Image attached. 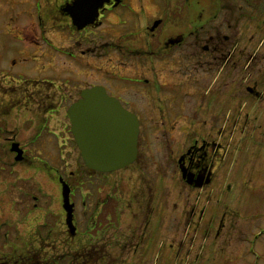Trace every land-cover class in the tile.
<instances>
[{
  "label": "rangeland",
  "instance_id": "rangeland-1",
  "mask_svg": "<svg viewBox=\"0 0 264 264\" xmlns=\"http://www.w3.org/2000/svg\"><path fill=\"white\" fill-rule=\"evenodd\" d=\"M20 1L25 4L18 6ZM33 4V0H12L4 5L17 7L0 13V21L9 22L0 33V222L21 225L24 220V237L18 243L34 242L33 236L25 232L29 226L26 219L32 217L34 223L43 219L55 227L61 221V191L64 183L70 186L62 181L60 188L53 172H46L51 165L62 176L73 174L69 179L72 199L76 200V213L84 211L91 216L87 228L96 229L97 223L92 226V221L101 220L99 228L103 227L104 232L89 238L93 239L89 250L102 253L115 264H264V16L258 17V27L251 22L252 17H247V61L243 68H236L230 80L224 73L228 65L222 74L215 73L217 67L207 65L205 70L201 62L182 61L191 69L183 73L181 61L158 57L146 60L144 54L139 55L145 49L138 35L130 41L137 55L119 56L108 50L106 54L100 51L99 58L86 55L82 60L74 56L66 59L63 55L68 45L63 31L67 26L63 20L54 22L62 29L60 36L50 28L39 29L38 36L34 22L37 8L34 10ZM142 5L150 13L158 9L153 0H134L137 9ZM248 12L252 16L255 11ZM40 13L43 16L44 12ZM116 19L110 15L104 25ZM112 32L108 29L105 39L122 46L125 40L117 39L118 33L113 36ZM42 35L49 41L55 36L57 41L53 43L58 48L47 49ZM69 43L76 46L73 40ZM69 48L76 52L74 47ZM53 66L62 68L60 74H66L63 79L68 80L67 84L59 79L60 83L56 82L57 77H46L53 73ZM28 78L49 79L52 88H36ZM85 79L104 82L126 100L131 97L149 102L148 115L142 116L138 157L146 161L144 174L148 178L157 161L166 168L163 179H157V189L162 183V195L154 194L147 212L135 208L133 213L137 214L131 213L136 170L116 169L109 177L96 173L89 178V172L83 171L85 165L70 131L67 108L79 96ZM230 83L232 90L228 91L226 85ZM133 85L144 87V91L152 87L160 90L152 98L149 92L132 94ZM8 138L22 151L24 146L29 161L15 159ZM211 140L213 143H207L205 149L207 159L214 155L215 182L194 188L198 186L187 183L181 169L194 174L179 160L190 144ZM191 152L203 153L195 147ZM199 177L203 175L196 179ZM29 182V189L39 196L37 201L21 196ZM92 199H97L100 207L92 209ZM35 201L38 207L34 210ZM223 213L229 232L221 243L209 229L216 228ZM146 221L147 229L156 225L159 231L151 232L150 238L146 233L141 243L139 236L146 229Z\"/></svg>",
  "mask_w": 264,
  "mask_h": 264
},
{
  "label": "flooded vegetation",
  "instance_id": "flooded-vegetation-1",
  "mask_svg": "<svg viewBox=\"0 0 264 264\" xmlns=\"http://www.w3.org/2000/svg\"><path fill=\"white\" fill-rule=\"evenodd\" d=\"M11 1L12 0H0V13L1 11L3 12V10L9 11L17 7V5H14L8 6L7 8V6L4 5L7 2L10 3ZM33 1L34 4L31 7H33L34 10L37 8V16L35 15L36 20L34 22L37 27L36 29L38 30V36L40 35L39 29L41 28H50L54 33L56 31L55 34L60 36L62 29L56 26V24L53 25L54 22L63 20L67 26L63 31L67 39L66 45H68L65 49L66 55H63L66 57V59L74 56L76 60H82L86 55L90 59H93L94 57L99 58L100 51L106 54L108 50L116 51L119 56L124 54L128 56H134L138 53L135 50L136 46L133 48V45L130 44V41L132 37H136L138 35L141 37V45H143L145 49L144 52L139 53V55L141 56L144 54L146 60H153L156 59L154 57H158L159 59L170 58V60H177L181 62H201L202 66L205 65L204 69L207 65L211 67H217L215 69V73H218L219 71V73L222 74L224 66L228 65L227 71L224 73L226 78H230V80L231 77L236 74V68L238 66L243 68L247 61L246 58L248 57L249 49L248 40H246V37L249 38V29L247 28L248 25L246 24V22H248L247 17H252L251 22L257 26L258 17L264 16V0H153L158 7L155 13H150L151 11L148 12L145 5H142L139 9H137L134 6V0H118L117 3H115V0H110L98 10V16L92 23L78 29L72 23L71 17L64 10L65 5L72 2V0ZM237 1L240 2L237 4ZM23 2L24 1H20L18 6H22ZM142 2L144 3V0H142ZM254 2H256L255 5L252 4ZM249 9H254L256 13L254 12V15L251 16L248 12ZM40 12H44L43 16ZM110 15H114L118 19L115 21L111 20L110 24L105 26L104 24ZM154 22H157L156 25H154ZM8 23L9 22L0 21V33H2V30H4L3 25ZM122 27L125 28L124 32L121 31ZM110 28L113 30L111 33L113 36L114 33L117 32L119 35L117 39L120 40L122 38L125 40L122 46L115 40L112 42L105 39V32ZM96 30H99L100 32L96 33ZM89 33L92 36L89 37ZM80 35H82L83 40H81L82 38ZM51 37L54 41H49L42 35L45 43H47V46H45L48 47L47 49L58 48V46H54L53 43L57 41L55 36ZM155 39H157L156 42H154ZM68 40L70 42L72 40L76 42V46H73L72 44L69 45L70 43ZM70 46L74 47L76 52H73L72 49L69 50ZM1 48L2 44L0 45V50ZM170 56L174 57V59ZM179 68L183 73L191 70L188 67V64L184 62L180 63ZM43 69H45V66ZM77 70L78 69H75L74 73L77 74ZM61 71V67L58 69L57 66H53L51 67V72L53 73L50 75H45L50 79H52L53 76V78L57 77L55 78L56 82L60 83L59 80H62L64 81V84H67L68 80L66 81V79H63V76L66 74H60ZM26 80L34 84L36 88L38 85H40L38 87L39 89L42 87L49 89L52 88L51 84L53 81L46 78H28ZM147 80L148 79H145V81ZM42 82H46L44 84L47 86H43ZM82 83L84 85L81 90L94 85L103 86L109 95L114 96L119 100L123 108L134 113L138 119L139 140V136L142 134L143 130L142 116L146 114L148 115L147 110L149 107V102L144 101L142 98L134 99L131 97H128L129 100H126L121 96V94L115 92V89L108 87L107 84H104V82H92L91 80L85 79L82 81ZM231 83L226 85L228 91L232 90ZM57 87L61 89L59 85ZM135 88H137V90H134ZM245 88L247 92L252 93L248 90V86ZM131 89L133 90L131 91L132 94H135L136 92L138 94L149 92L148 95L152 98L155 96V93H157V90H160L159 87H156L155 90H153L152 87L144 91V87L138 85L131 86ZM81 90L78 93L79 96ZM253 93L256 94L255 92ZM60 97L62 98L63 95ZM161 101L162 100L160 99V102ZM7 140L9 142L11 151V145L14 141L12 138H8ZM138 140L136 157L134 161L120 169H117V171L132 169L136 170L138 173V179L136 178L137 185L135 186V189L132 190V201L134 206H132L131 203L130 208L133 207V209H131V213H133L135 208H138L141 210V212L149 211V205L153 200L154 194L158 192L160 195H162V183H160V187L157 189V179H163V171L166 168L165 164L157 161L158 164H154L155 169L154 173H152V176L150 178L146 177L144 170L147 167V164L145 160H139ZM196 143H198V141H196ZM207 143L211 145L213 142L211 140L203 141L202 144H190L189 149H187V152H185L186 155L184 154L182 156L181 154V158L179 156L182 165L187 167L188 172L190 171L192 174H194L193 179L203 175L201 180L203 185L201 187L194 188H202L215 182L216 164L213 161L214 155H210L209 159L206 158L207 152L205 146ZM193 147L198 150L200 149L203 151V153L198 155L194 154L191 152ZM22 148L23 158L18 160V162H25L28 160L24 146ZM11 152L15 157L16 152ZM188 153H190V157H187ZM29 167L35 170L31 164ZM49 167V171L47 170L46 172H53L52 174H54V177L57 179L60 188L62 181L69 183L71 190L70 202L73 203L72 224L74 225V229L71 231L66 223V210L62 205V195L60 197V207L62 211L59 212L61 221L57 227L54 225H49V223L43 219L37 223L32 221V217L31 219H26L29 226L25 232L27 231L33 236L34 242L32 244L23 245L18 243V240L22 241L20 237H24V220L20 222L21 225H18L17 223L10 224L6 220H2L0 222V264H115V261H111L110 259L101 256L102 253L98 255L94 249L89 250L88 244L93 241L95 236L100 235L101 231L104 232V229L103 227L101 229L99 228L101 220L92 221V226L97 223L98 227L96 229L87 228L91 216L85 214L84 211L80 214H78V212L76 213V200L72 199V184H70L69 181L73 174H70V177L69 175L62 176L61 173L56 170V168H53L51 165H49ZM86 170L89 172L87 175L88 178L92 177L94 174L96 175V173L99 175L102 174L104 177H109L111 176V173L114 172H99L97 170H92L87 166H83V171ZM208 176L210 181L205 184V180L208 178ZM31 185L32 182H29V185H27V188L23 190L21 196L24 199L32 197L33 200L37 201L39 196L37 194H33L34 192L29 189V186ZM95 200L92 199V202L94 201L92 209L94 207L98 208L101 205L100 202ZM36 201L33 203L34 210L38 207ZM162 204L163 200L161 199L160 205ZM97 212L99 211L97 210ZM133 214L137 213L134 212ZM78 216H81L80 220L78 219L80 218ZM225 216V213L221 214L216 223V228L214 230L209 229V232H212L216 239L220 238L219 241L221 243H223V240H226V236H228L227 233L229 232L225 227ZM200 219L201 216L197 218V220ZM149 220L152 221L151 218H149ZM160 221L162 222L163 220L160 219ZM148 224L149 221H146V229ZM90 229L92 230L91 233ZM146 229L141 232L139 236V241L141 243H143L146 233L150 238L151 232L158 233L159 231V229L156 228V225L155 228ZM10 236H12V239ZM57 237H59V239H56ZM90 237H93V239L90 240ZM203 237L206 236L203 235Z\"/></svg>",
  "mask_w": 264,
  "mask_h": 264
},
{
  "label": "water",
  "instance_id": "water-1",
  "mask_svg": "<svg viewBox=\"0 0 264 264\" xmlns=\"http://www.w3.org/2000/svg\"><path fill=\"white\" fill-rule=\"evenodd\" d=\"M109 1L72 0L65 5L64 10L70 15L72 23L80 29L92 23L98 16V10ZM67 115L80 156L90 169L108 172L120 169L135 159L139 132L137 116L123 108L119 100L109 95L103 86L94 85L82 89L80 97L67 108ZM11 150L17 152L16 160L22 158L23 151L18 148L17 143L12 144ZM181 172L183 178L187 176V183L198 187L203 185L202 177L193 179L183 168ZM209 181L208 176L205 183ZM69 194L70 189L64 183L62 199L66 223L73 230V203L70 202Z\"/></svg>",
  "mask_w": 264,
  "mask_h": 264
}]
</instances>
